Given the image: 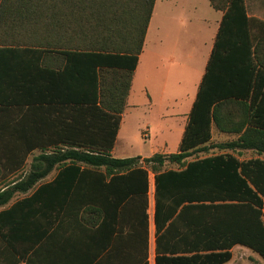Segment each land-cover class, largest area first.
Listing matches in <instances>:
<instances>
[{
    "label": "trees",
    "instance_id": "obj_1",
    "mask_svg": "<svg viewBox=\"0 0 264 264\" xmlns=\"http://www.w3.org/2000/svg\"><path fill=\"white\" fill-rule=\"evenodd\" d=\"M155 3L0 0V46L30 54L34 91H57L45 106L33 100L15 125V145L43 153L30 173L0 188V207L31 193L0 212V264H36L34 252L51 236L63 256L86 264H149L150 173L156 264H226L237 245L264 260V160L237 153L264 137V124L249 120L264 114V20L248 16L245 0H210L224 17L179 152L112 155ZM90 75L99 96L74 99L71 85L78 76L87 87ZM214 131L239 137L215 142ZM29 156H9L0 175Z\"/></svg>",
    "mask_w": 264,
    "mask_h": 264
},
{
    "label": "crops",
    "instance_id": "obj_2",
    "mask_svg": "<svg viewBox=\"0 0 264 264\" xmlns=\"http://www.w3.org/2000/svg\"><path fill=\"white\" fill-rule=\"evenodd\" d=\"M245 2L248 16L264 20V0H245ZM223 17L224 13L214 9L210 0H156L144 50L139 57V63L134 72L127 106L122 115L116 144L112 151L113 157L131 158L141 156L142 158H148L156 153L174 154L179 152L189 116L206 73ZM10 37L3 36L1 40L10 41ZM262 55L264 56V51ZM29 57L30 54L24 49L0 46V162H9V156L12 155L25 153L32 155L41 150L35 149L27 152L25 148L16 146V141L20 137L17 134L15 125L21 117L29 113L28 109L33 100H38V97H40L42 107L47 104V99L51 95H57L56 89L48 88L45 84L44 86L40 85L37 90H33L30 81L31 62ZM47 63L54 64L56 62L50 56ZM78 79L77 76V83L71 85L74 99L99 96V88L96 87L93 76L87 82L88 86L83 88H80ZM251 92L252 96L253 91ZM257 92L264 95V83L257 88ZM262 95L257 99L258 105L261 102L264 105V96ZM249 104H251V99ZM18 111L21 113L20 117ZM254 116H249L251 123L261 122L264 124V114L259 118ZM140 122H143L144 125L141 128L139 127L138 131L143 141L150 142L148 145L150 155L137 154L131 156L128 154V148L134 145V142L138 139L133 127ZM262 129L264 132V128ZM42 134L44 135V132ZM144 134H147V137ZM216 135L227 137V139L232 137V140L239 137L237 135L219 134L214 131V139ZM44 137L47 136L44 135ZM254 142L259 147L237 150V153L241 154L243 159L259 158L264 160V137L252 136L251 143ZM27 166V161L19 169L8 163L2 169L0 187L14 185L17 180L14 177L18 173L24 172L25 176L30 173L32 164L30 169ZM57 174V170L52 171L45 180H41L40 184L52 182ZM83 185L88 187L89 184L85 183ZM155 192V176L150 173L148 191L149 264H156L157 255ZM28 194L18 193L8 205L0 207V212L10 208L17 200L29 196ZM50 238L47 242H44V246L37 249L38 253L34 260L39 264H86L80 258L75 260L63 256L60 244H56L52 236ZM235 250L239 254L250 255L251 253L256 255L248 247L237 245L232 249V259L226 264L235 261L233 260ZM254 257L249 258L254 260ZM103 264L113 263L106 260Z\"/></svg>",
    "mask_w": 264,
    "mask_h": 264
},
{
    "label": "rangeland",
    "instance_id": "obj_3",
    "mask_svg": "<svg viewBox=\"0 0 264 264\" xmlns=\"http://www.w3.org/2000/svg\"><path fill=\"white\" fill-rule=\"evenodd\" d=\"M91 75L89 76V78L91 77ZM143 125H144V123L140 122L135 127H133V130L136 131L138 139L134 142V145H132V146H130L128 148V154L131 155V156L137 155V154H142V155H145V156L150 155V152H149V149H148V145H149L150 142L149 141H143L142 136H141V134H139V131H138L139 127L141 128V127H143ZM229 140H232V137H230L228 139H227V137L226 138L225 137H220L218 135H216V137H215V142H225V141H229ZM42 153H43V150L42 151L39 150L36 153H34V154L29 156V158L27 160V165H28L27 168L28 169H30V165L32 164V161H33L34 157H37V156H39ZM219 153H221V152L218 151V150H213L209 155H214V154H219ZM209 155L208 154H200L199 157L203 158V157H206V156H209ZM242 159H243V157H242ZM22 176H25L24 172H22L21 174L18 173L14 178H20ZM30 194L31 193H29L28 195H30ZM37 253H38V251L36 249L34 254L37 255ZM237 253H238V251L235 250L234 259H233L235 261H232L231 264H261L262 262L264 263V260L256 253H255L256 255H252L251 253H250V255H245V254H242V253L241 254L238 253V256H237ZM241 255L243 256V258H242ZM236 256H237V258H236ZM252 256L253 257L255 256L254 260L249 258V257H252ZM35 262H36V264H39V262H37V261H35ZM22 264H26V263L23 262Z\"/></svg>",
    "mask_w": 264,
    "mask_h": 264
},
{
    "label": "built area",
    "instance_id": "obj_4",
    "mask_svg": "<svg viewBox=\"0 0 264 264\" xmlns=\"http://www.w3.org/2000/svg\"><path fill=\"white\" fill-rule=\"evenodd\" d=\"M145 135V137H147V134H144Z\"/></svg>",
    "mask_w": 264,
    "mask_h": 264
}]
</instances>
